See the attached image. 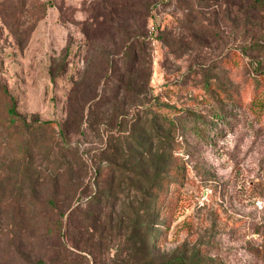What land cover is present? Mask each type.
Returning <instances> with one entry per match:
<instances>
[{
	"label": "rangeland",
	"instance_id": "obj_1",
	"mask_svg": "<svg viewBox=\"0 0 264 264\" xmlns=\"http://www.w3.org/2000/svg\"><path fill=\"white\" fill-rule=\"evenodd\" d=\"M142 263L264 264V0H0V264Z\"/></svg>",
	"mask_w": 264,
	"mask_h": 264
},
{
	"label": "trees",
	"instance_id": "obj_2",
	"mask_svg": "<svg viewBox=\"0 0 264 264\" xmlns=\"http://www.w3.org/2000/svg\"><path fill=\"white\" fill-rule=\"evenodd\" d=\"M11 107L8 109L9 114L11 115H15V111H14V103L11 100ZM188 112L183 115L182 112L181 114L178 116V118L176 119L175 123L173 122L172 125H170V127L172 128V132H174V135L177 137H181L182 134H187V133H191L195 130H197V125L195 124H200L202 127L200 129H198V131L200 133H204L206 131V128H209V126H211L212 124V120H220L221 119V114L220 113H215L211 116V118H197L195 114H191V116H188ZM179 125V127H178ZM177 126V127H176ZM175 150L176 153H181L179 150V142H175ZM183 165H178L177 168L175 169V175L174 178L175 180H177V177L180 175L181 171H182ZM169 181L166 183V186H168ZM142 264H147V263H142Z\"/></svg>",
	"mask_w": 264,
	"mask_h": 264
}]
</instances>
